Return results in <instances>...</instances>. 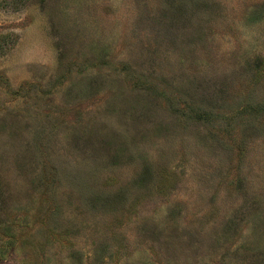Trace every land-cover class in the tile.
I'll list each match as a JSON object with an SVG mask.
<instances>
[{
    "label": "rangeland",
    "instance_id": "rangeland-1",
    "mask_svg": "<svg viewBox=\"0 0 264 264\" xmlns=\"http://www.w3.org/2000/svg\"><path fill=\"white\" fill-rule=\"evenodd\" d=\"M0 264H264V0H0Z\"/></svg>",
    "mask_w": 264,
    "mask_h": 264
}]
</instances>
